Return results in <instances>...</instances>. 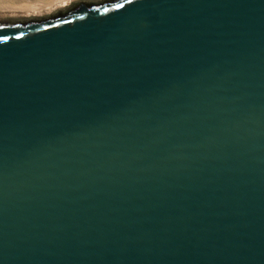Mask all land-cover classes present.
Instances as JSON below:
<instances>
[{"label": "water", "instance_id": "95a60500", "mask_svg": "<svg viewBox=\"0 0 264 264\" xmlns=\"http://www.w3.org/2000/svg\"><path fill=\"white\" fill-rule=\"evenodd\" d=\"M0 264H264V0L0 17Z\"/></svg>", "mask_w": 264, "mask_h": 264}, {"label": "bare ground", "instance_id": "6f19581e", "mask_svg": "<svg viewBox=\"0 0 264 264\" xmlns=\"http://www.w3.org/2000/svg\"><path fill=\"white\" fill-rule=\"evenodd\" d=\"M73 0H0V17L25 18L50 13Z\"/></svg>", "mask_w": 264, "mask_h": 264}, {"label": "rangeland", "instance_id": "374dc122", "mask_svg": "<svg viewBox=\"0 0 264 264\" xmlns=\"http://www.w3.org/2000/svg\"><path fill=\"white\" fill-rule=\"evenodd\" d=\"M47 1H48V0H47ZM73 1H74V0H73ZM70 2H72V1H70ZM70 2H68V3H66L65 5H63L62 7H60V8H58V9L52 11V13L55 12V11H57V10H59V9H62V8H64V7H66V6H68V5L70 4ZM50 13H51V12H50ZM50 13H47V14H45V15H48V14H50ZM45 15H39V16H45ZM39 16H34V15H33V17H39ZM29 17H32V16H29ZM11 18H14V17H11ZM16 18H17V17H16ZM25 18H28V17H25Z\"/></svg>", "mask_w": 264, "mask_h": 264}]
</instances>
